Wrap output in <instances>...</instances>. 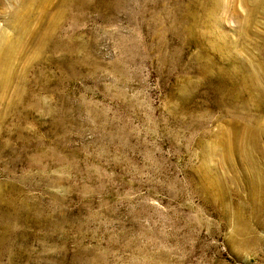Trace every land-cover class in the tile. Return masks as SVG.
Wrapping results in <instances>:
<instances>
[{
    "label": "rangeland",
    "instance_id": "374dc122",
    "mask_svg": "<svg viewBox=\"0 0 264 264\" xmlns=\"http://www.w3.org/2000/svg\"><path fill=\"white\" fill-rule=\"evenodd\" d=\"M220 1L0 0V264H264V0Z\"/></svg>",
    "mask_w": 264,
    "mask_h": 264
},
{
    "label": "bare ground",
    "instance_id": "6f19581e",
    "mask_svg": "<svg viewBox=\"0 0 264 264\" xmlns=\"http://www.w3.org/2000/svg\"><path fill=\"white\" fill-rule=\"evenodd\" d=\"M35 1H37V0H23L22 11H28L30 9L32 2H35ZM74 1H76V0H74ZM212 1L214 3L213 5H214L215 9L220 7V3H221L220 0H212ZM247 1H249V0H247ZM250 1L253 3L252 11L254 13L260 12L262 9V6H261L262 0H250ZM46 15H47V13H46V11H44L42 13L41 17L44 18ZM12 18H13L12 23L15 27V30L18 33H20V36L18 37L17 40H15V39H9L4 34L0 33V75L3 76V78H4V79H2L3 85L1 86L3 88V90L7 89L6 83H8L10 80L13 79L12 74L9 71V66L12 65V61L14 60L15 56H17V55L21 56L22 54H24L25 49L22 48V43H21L20 39H23L24 34L30 28V23H28L22 19L21 15H20V10L15 11L13 13ZM58 31H59V25L57 23L51 24L50 26H45L43 23H41L38 30L32 34L33 40L36 43L35 55H36L37 61H40V62L43 61L44 60L43 58L46 57L45 52H47V51H50V50L54 51V50H58L59 48H68L67 44H65L64 42H61V39H59L58 36L56 35ZM47 59L48 60L52 59V57L48 56ZM251 82H252L251 85L253 88L258 89L260 91H262V90L264 91V87L262 88V86L259 84L256 85L254 82V79H251ZM26 85H28L27 82H26ZM252 87L251 86L249 87V85H248L247 89L250 90V89H252ZM254 169H255V167H254ZM253 175L255 176L254 171H253ZM258 182H259V180H258ZM261 190L264 191V189H261ZM262 197H264V196H262ZM259 207H262L261 204L259 205Z\"/></svg>",
    "mask_w": 264,
    "mask_h": 264
}]
</instances>
